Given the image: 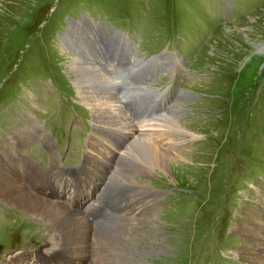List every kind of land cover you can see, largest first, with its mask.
<instances>
[{
    "label": "rangeland",
    "instance_id": "obj_1",
    "mask_svg": "<svg viewBox=\"0 0 264 264\" xmlns=\"http://www.w3.org/2000/svg\"><path fill=\"white\" fill-rule=\"evenodd\" d=\"M99 58L105 69L77 68ZM104 70L120 83L100 82ZM78 82L93 93L115 90L139 132L171 113L185 131L173 143L181 159L173 151L165 170L153 167L135 180L151 213H113L106 224L89 217L102 245L97 252L92 242L91 258L97 264L250 263L258 242L237 229L264 220V0H0V167L13 157L33 166L29 159L41 173L82 174L97 132ZM132 84L148 89L130 95L125 88ZM27 118L38 128L35 138ZM131 140L115 148L117 156ZM135 151H128L131 157ZM127 158L117 159L101 181H130ZM18 169L25 181L28 170ZM86 174L79 186L92 184L93 173ZM101 181L83 197H69L71 205L85 209L105 190ZM69 192L74 189L56 191L61 198ZM132 226L137 235L129 241ZM53 231L41 215L0 199V264L20 251L42 253ZM155 238L165 250L152 252ZM36 262L45 264L46 256Z\"/></svg>",
    "mask_w": 264,
    "mask_h": 264
},
{
    "label": "bare ground",
    "instance_id": "obj_2",
    "mask_svg": "<svg viewBox=\"0 0 264 264\" xmlns=\"http://www.w3.org/2000/svg\"><path fill=\"white\" fill-rule=\"evenodd\" d=\"M105 61L99 58L92 63H83L77 66V68L83 71L97 72L99 68H104ZM130 69L135 71L136 68ZM99 81L111 84L116 83L117 85L120 83L111 76L109 70L100 72ZM77 84L83 88L82 93L85 95V97L80 96L81 99L89 104L92 109V116L95 120V125L93 122L92 125L98 134L94 135V132L92 133L90 142L88 143L89 150L86 151L84 156V171L82 170V174L79 173V169L67 170L64 168L60 172L41 173L40 170L38 171V165L29 159L28 161L33 166H26L22 163V158H20V161L17 158L11 157L8 159L6 167L2 165L3 161L1 162L0 199L14 204L26 212L41 215L44 219H47V224L54 229V236L47 240L48 247L44 249L45 251L42 253L20 251L14 255L11 254L12 256H9L8 260L6 259L3 264H39L36 261L44 256H46L45 264H54L51 259L52 257L55 258L54 261H58L55 264H74L77 258L83 264H97V261L90 256L95 252L92 242L96 241L98 243L96 248L97 252L102 251V245L99 244V240H95L93 226L90 222V219L95 218L90 216L97 215L99 218H102L101 221H104L102 224H106L112 221L116 215H121L124 218L128 213L136 214V216L142 215L148 210L151 213L154 206L149 200L140 201L141 199L137 196L139 195L138 182L135 180L138 177L143 178V176H149L150 169L153 167L165 170L168 167L167 162L169 164L173 161V151L178 156L176 158L181 159L180 157H182V153L178 151L177 146L185 137V131L182 130L184 126L178 119L171 116L172 113L170 115H159L158 118L160 120L157 118L158 120L155 119L153 124H151L152 126H156L155 129H143L145 132H139L138 125H133L127 120V115L123 112V106L121 107L122 98H120L121 105H119L115 90L114 92H111V90H98L97 93H93L87 87L85 88L82 83L78 82ZM139 87L132 84L131 87L125 89L130 91V95L133 90L148 89L146 86ZM154 96L160 97V94ZM128 117L130 118V116ZM27 120L35 127L33 133V138H35L38 128L30 118H27ZM34 121L36 122V120ZM145 121H153V118ZM113 124L115 126H112ZM26 135V139L30 140V134ZM130 139L132 140L126 149L117 156V150L115 148ZM175 140H179L176 142L178 145L173 144ZM124 145L120 146L119 149L124 147ZM131 148H135L136 151L134 154L136 157L130 156L128 151ZM123 155L129 158V165H127L126 171H128L130 181L118 184L110 183V178L105 182L101 181L100 176H104L106 172L110 171L112 164L114 162L116 163L117 159ZM9 160H12L16 164H10ZM90 161L92 162L89 163ZM120 161L121 159H119ZM100 164L102 165L100 170L93 169V167H98ZM54 167L56 170L60 169V166ZM18 168L28 170V174L24 177L25 181L17 174ZM115 169L117 170L118 168L113 166L111 174H113ZM86 171L93 173V177L91 178L92 184L85 183V185L79 186L81 179L85 177L89 179ZM97 181H101V187H105V190L100 188L88 202L89 204L85 206V209L80 204L77 206L71 205L72 203L69 197L72 200L77 199L78 196L83 197L87 193V186L89 185L88 188L93 190L92 188ZM129 186L134 187V189H130ZM69 187L71 190L74 189V192H69L65 196L66 198H61L57 195V190H61L64 194ZM129 194L131 196L134 195V197L131 198ZM67 203H69V206ZM113 213L116 214L113 218H104ZM66 225L71 227V229H67ZM240 227L237 230L240 231L242 229V231L248 233V240L250 242L252 238L258 242L257 251L251 253L250 263L248 261L243 264H264V220L257 221L256 225L252 221L250 223L246 221L245 226ZM135 234V226L127 228L129 241L135 240ZM261 235L263 237H260ZM160 240V238L152 240L154 241L155 248H153L154 251L152 252H156V249L161 251L165 250V245ZM59 243L66 247L60 246ZM24 255L26 257L31 256L34 259L33 263L31 261L29 263H23L22 261L25 260ZM130 264H136V262H131Z\"/></svg>",
    "mask_w": 264,
    "mask_h": 264
}]
</instances>
